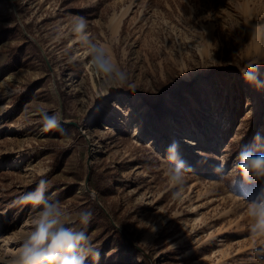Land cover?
<instances>
[{
	"label": "rangeland",
	"instance_id": "rangeland-1",
	"mask_svg": "<svg viewBox=\"0 0 264 264\" xmlns=\"http://www.w3.org/2000/svg\"><path fill=\"white\" fill-rule=\"evenodd\" d=\"M246 151L264 153V0H0V264L40 172L66 227L91 212L95 264H264Z\"/></svg>",
	"mask_w": 264,
	"mask_h": 264
},
{
	"label": "clouds",
	"instance_id": "clouds-1",
	"mask_svg": "<svg viewBox=\"0 0 264 264\" xmlns=\"http://www.w3.org/2000/svg\"><path fill=\"white\" fill-rule=\"evenodd\" d=\"M43 123L45 131H48L57 129L59 120L56 114L45 115ZM237 167L245 182L248 181L250 173L257 178L264 177V153H239ZM38 176L40 179L36 181V188L20 197L23 202L38 209L39 216L33 230L23 241L18 264H86L89 256L95 264L98 254L92 253L93 245L87 235L91 212L81 215L83 227L79 231L66 227V222L61 219L64 210L60 207V202L50 200L45 195L49 188L48 181L44 178L45 172L38 173ZM171 179L175 183L182 180L180 168L175 169ZM248 216L251 220L253 244L259 243L261 250H264V200L252 203Z\"/></svg>",
	"mask_w": 264,
	"mask_h": 264
},
{
	"label": "bare ground",
	"instance_id": "bare-ground-1",
	"mask_svg": "<svg viewBox=\"0 0 264 264\" xmlns=\"http://www.w3.org/2000/svg\"><path fill=\"white\" fill-rule=\"evenodd\" d=\"M134 129H133V131L135 132V133H137L138 131H139V129H140V126L138 125V124H135V126L133 127ZM161 131L162 132H166V129L164 128V127H162L161 128ZM201 132L199 131V134H200ZM198 138V137H197Z\"/></svg>",
	"mask_w": 264,
	"mask_h": 264
}]
</instances>
